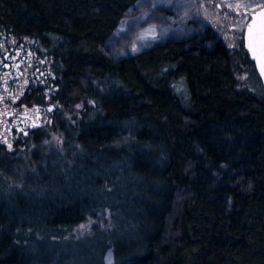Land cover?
I'll use <instances>...</instances> for the list:
<instances>
[{
  "label": "trees",
  "instance_id": "16d2710c",
  "mask_svg": "<svg viewBox=\"0 0 264 264\" xmlns=\"http://www.w3.org/2000/svg\"><path fill=\"white\" fill-rule=\"evenodd\" d=\"M146 1L0 0V24L53 59L61 106L86 109L58 147L0 156V264H60V233L101 206L111 224L83 235L100 245L88 264H264V90L242 37L232 49L206 29L113 57L105 38Z\"/></svg>",
  "mask_w": 264,
  "mask_h": 264
},
{
  "label": "rangeland",
  "instance_id": "374dc122",
  "mask_svg": "<svg viewBox=\"0 0 264 264\" xmlns=\"http://www.w3.org/2000/svg\"><path fill=\"white\" fill-rule=\"evenodd\" d=\"M262 3L264 0H147L146 4L137 6L133 14L124 17L122 25L105 38L104 44L113 57L121 58L166 36L169 38L188 37L197 31L202 35L206 29H209L217 32L224 43L235 49L239 47L238 43L243 35V28L232 18V13H222V8L230 6V9L234 11L243 7L251 11ZM237 69L238 81L248 83L250 81V65L241 64ZM173 88L182 97L186 95V87L182 79L175 80ZM88 105L92 107L93 101L89 100ZM85 110L79 103L70 108L63 107L59 103V109L52 121H48L47 126L43 129L42 138L38 142H29L26 151H15L19 152L17 157H22L25 153L32 151L36 144L58 147L63 141L64 131L72 130L74 125L84 117ZM92 111H95V107L90 109L87 118L91 117ZM114 177V181L121 178L120 175ZM82 185L89 193H93L90 201L92 199L99 201V197L95 196L96 188L92 189L91 183L86 180ZM104 185L105 187L102 185L101 188L107 189L106 184ZM115 187L116 183L112 188ZM69 197L70 200H68ZM107 197H103V199L106 200ZM74 198L76 195L73 191L64 189L56 200L63 199L66 204H70ZM104 208L105 206H101V210L92 217L63 229L65 232L60 233V239L64 242L58 246V249L61 250L59 252L61 254L60 264H88L91 260L89 250L98 251L100 245L95 241L84 239L83 235L99 234L109 228L111 220L108 211ZM78 237L83 239L76 241L75 238ZM64 253L67 254V258L63 257ZM100 264L112 263L107 255H103Z\"/></svg>",
  "mask_w": 264,
  "mask_h": 264
},
{
  "label": "flooded vegetation",
  "instance_id": "af4514ba",
  "mask_svg": "<svg viewBox=\"0 0 264 264\" xmlns=\"http://www.w3.org/2000/svg\"><path fill=\"white\" fill-rule=\"evenodd\" d=\"M230 8L221 12L232 13L244 30L252 10ZM58 86L53 59L32 38L0 24V156L42 138L44 127L59 109Z\"/></svg>",
  "mask_w": 264,
  "mask_h": 264
},
{
  "label": "snow or ice",
  "instance_id": "6c2138e0",
  "mask_svg": "<svg viewBox=\"0 0 264 264\" xmlns=\"http://www.w3.org/2000/svg\"><path fill=\"white\" fill-rule=\"evenodd\" d=\"M248 32L249 49L260 65L261 74L264 75V10L253 17V23L248 26Z\"/></svg>",
  "mask_w": 264,
  "mask_h": 264
},
{
  "label": "water",
  "instance_id": "95a60500",
  "mask_svg": "<svg viewBox=\"0 0 264 264\" xmlns=\"http://www.w3.org/2000/svg\"><path fill=\"white\" fill-rule=\"evenodd\" d=\"M261 10H264V5L262 6H259L257 8H255L254 10H252L250 12V16H249V19L247 20V23L244 27V30H243V35H242V44H243V48L246 52V56L247 58L253 63L254 65V69L260 79V82H261V85L263 87V90H264V75L261 74V68H260V65L258 63V61L256 59H254L253 57V53L252 51H250L249 49V39H248V36H249V32H248V26L250 24L253 23V17L256 16ZM258 23V21H257Z\"/></svg>",
  "mask_w": 264,
  "mask_h": 264
}]
</instances>
